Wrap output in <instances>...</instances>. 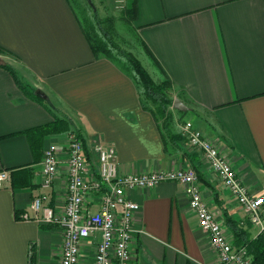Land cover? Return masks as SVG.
<instances>
[{"label":"crops","instance_id":"1","mask_svg":"<svg viewBox=\"0 0 264 264\" xmlns=\"http://www.w3.org/2000/svg\"><path fill=\"white\" fill-rule=\"evenodd\" d=\"M137 3L141 44L159 74L154 80L168 78L173 99L190 109L169 110L173 139L143 108L136 76L112 57L94 55L72 0H0V47L6 51L0 63L44 95V103L31 98L0 66V173L9 174L0 182V264H61L62 230L18 219L33 214L40 194L57 210L65 207L67 165L44 189L40 162L50 144L65 146L68 132L45 136L38 150L27 133L56 119L69 120L83 137L91 165L96 144L103 142L116 148L121 175L196 167L204 197L230 241L228 218L256 238L246 212L189 148L181 125L192 122L250 193L264 197V0ZM127 195L140 206L132 264H221L183 185L164 182ZM94 249L85 250L81 264H94Z\"/></svg>","mask_w":264,"mask_h":264},{"label":"built area","instance_id":"2","mask_svg":"<svg viewBox=\"0 0 264 264\" xmlns=\"http://www.w3.org/2000/svg\"><path fill=\"white\" fill-rule=\"evenodd\" d=\"M181 134L189 148L203 156L246 212L257 231L256 237L264 234V197L250 193L227 157L192 122L181 125ZM94 151L97 161L91 165L86 143L76 130L68 132L62 149L57 144H50L40 162L41 184L44 189L51 188L60 167L66 164L65 207L63 211L57 210L48 195L40 194L32 202L33 214L25 212L18 216L20 221H35L62 230L61 264H81L89 246L95 247L94 264H132L134 216L140 206L128 197L127 192L154 188L164 182L184 186L199 226L208 233L221 264H252L246 248L233 245L214 215L194 168L121 175L114 146L99 142ZM8 179V172L0 173V182Z\"/></svg>","mask_w":264,"mask_h":264},{"label":"trees","instance_id":"3","mask_svg":"<svg viewBox=\"0 0 264 264\" xmlns=\"http://www.w3.org/2000/svg\"><path fill=\"white\" fill-rule=\"evenodd\" d=\"M138 12V3L137 0H132L130 6L126 9V15L129 19L135 20L137 18ZM94 17L97 23L98 28L102 31L104 37L106 38L108 44L116 49L117 45L114 43L110 31L104 27L103 21L99 18L98 13L95 10ZM109 21V20H108ZM84 28V27H83ZM86 32V30H85ZM86 37L91 45V48L94 52V55L97 57L99 54H102L106 57H111V52L109 49L105 47V45L101 42H98L96 39H93L86 32ZM122 53L128 61L132 64L135 69L136 75L138 76V84L142 87V99L146 101V103L142 102V106L145 109L151 111L154 115L157 122H160L161 129L166 132L168 138L173 139L174 135L169 132V126L171 121V113L169 108L173 106L174 99L171 96V91L173 89L171 81L166 78L165 81L161 83H155L148 71L142 66L139 60H137L131 54L125 53L123 51H119ZM148 54L152 56L149 50H147ZM6 51L0 47V54H4ZM0 66L6 69L14 78L16 84L20 87V89L26 93L31 98L44 103V98L38 96L39 91L35 88L30 87L22 77L16 72V70L7 64L0 63ZM148 102L156 105L154 108H150L147 106ZM163 122L161 123V120ZM73 129L71 122L67 119H56L55 121L35 128L31 131H28V134H32V146L34 150H38V148L42 145L43 139L45 136L50 134H60L70 132ZM34 136V138H33ZM165 137V135H164ZM192 161L197 159V156L192 155ZM196 168V167H194ZM198 176L201 180V175ZM228 224L231 226L232 234H233V245L235 247L246 248L249 257L251 258L252 264H264V234L258 235L256 238H253L251 234L244 230L243 228L238 227L237 224H234L229 218L227 219Z\"/></svg>","mask_w":264,"mask_h":264},{"label":"rangeland","instance_id":"4","mask_svg":"<svg viewBox=\"0 0 264 264\" xmlns=\"http://www.w3.org/2000/svg\"><path fill=\"white\" fill-rule=\"evenodd\" d=\"M132 0H92L94 7L89 5L86 0H72L76 9L78 18L86 30L87 34L98 42L105 45L111 52V57L129 74L136 76L137 73L128 59L119 51L131 54L140 61L142 66L148 71L152 79L157 78L158 72L151 58L145 53L141 39L138 34L136 20L129 19L126 15V9L130 6ZM104 23V27L110 31L116 49L112 48L104 37L100 28H98L94 13ZM109 20V21H108ZM2 54H0V57ZM166 78L163 80L165 81ZM155 83H158L154 80ZM141 90L142 87L140 86ZM148 105L152 108L156 107L151 102ZM173 106L169 108L172 111ZM178 111V110H177ZM163 119L161 120V123Z\"/></svg>","mask_w":264,"mask_h":264},{"label":"water","instance_id":"5","mask_svg":"<svg viewBox=\"0 0 264 264\" xmlns=\"http://www.w3.org/2000/svg\"><path fill=\"white\" fill-rule=\"evenodd\" d=\"M89 5H91L92 7H94V4L92 2V0H86ZM38 96L41 98H44V95L42 93H38ZM173 108L182 112V113H186L188 112L190 109L188 106H186L181 100L179 99H175L174 103H173Z\"/></svg>","mask_w":264,"mask_h":264}]
</instances>
